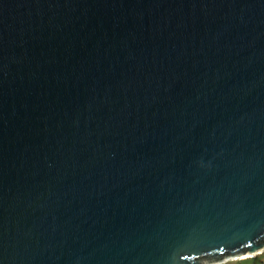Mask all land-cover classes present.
<instances>
[{
	"label": "water",
	"instance_id": "1",
	"mask_svg": "<svg viewBox=\"0 0 264 264\" xmlns=\"http://www.w3.org/2000/svg\"><path fill=\"white\" fill-rule=\"evenodd\" d=\"M263 247L264 0H0V264Z\"/></svg>",
	"mask_w": 264,
	"mask_h": 264
},
{
	"label": "rangeland",
	"instance_id": "2",
	"mask_svg": "<svg viewBox=\"0 0 264 264\" xmlns=\"http://www.w3.org/2000/svg\"><path fill=\"white\" fill-rule=\"evenodd\" d=\"M216 264H264V247L261 252L245 258H229Z\"/></svg>",
	"mask_w": 264,
	"mask_h": 264
},
{
	"label": "bare ground",
	"instance_id": "3",
	"mask_svg": "<svg viewBox=\"0 0 264 264\" xmlns=\"http://www.w3.org/2000/svg\"><path fill=\"white\" fill-rule=\"evenodd\" d=\"M258 252L260 253L261 250H259V251H257V252H248V253L241 254V255L229 256V257L224 258L223 261H224V260H227V259H229V258H231V259H232V258H245V257H248V256H253V255L257 254ZM216 263H217V262L209 261V262H206L205 264H216ZM218 263H220V262H218Z\"/></svg>",
	"mask_w": 264,
	"mask_h": 264
}]
</instances>
